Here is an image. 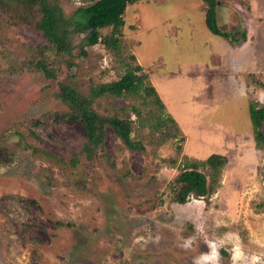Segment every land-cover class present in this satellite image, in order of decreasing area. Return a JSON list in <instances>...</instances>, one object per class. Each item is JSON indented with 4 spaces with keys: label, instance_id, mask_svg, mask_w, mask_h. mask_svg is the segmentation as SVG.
I'll use <instances>...</instances> for the list:
<instances>
[{
    "label": "rangeland",
    "instance_id": "rangeland-1",
    "mask_svg": "<svg viewBox=\"0 0 264 264\" xmlns=\"http://www.w3.org/2000/svg\"><path fill=\"white\" fill-rule=\"evenodd\" d=\"M221 1L219 25L240 45L208 28L205 0H137L123 16L121 51L75 46L72 66L63 56L46 61L53 78L34 64L41 32L0 21V264H264V150L249 113L250 102L264 106V0ZM60 4L72 16L84 3ZM74 35L77 45L87 31ZM137 64L179 123L177 137L134 152L107 126L111 161L84 163L86 129L59 114L69 107L54 88L68 83L91 97V85ZM44 113L56 116L31 134L30 120ZM188 142L228 162L215 193L180 203Z\"/></svg>",
    "mask_w": 264,
    "mask_h": 264
},
{
    "label": "trees",
    "instance_id": "trees-1",
    "mask_svg": "<svg viewBox=\"0 0 264 264\" xmlns=\"http://www.w3.org/2000/svg\"><path fill=\"white\" fill-rule=\"evenodd\" d=\"M79 1L84 4L77 7L72 16H68L60 0H0L2 24L11 27L27 23L41 32L43 44L37 43L36 47V53L41 59L36 63L32 62L50 78L55 77V72L47 62L57 55L63 56V60L72 66L75 64L73 53L75 46L84 49L87 45L101 42L112 53L121 51V28L125 25L123 16L128 5L137 0ZM205 3L207 4L205 21L208 28L227 38L232 36L233 40L240 44L239 38L223 30L219 25L217 9H222L219 7L224 5L218 6V0H205ZM221 3L223 4L222 1ZM231 9L234 11L233 8ZM75 16L79 19H75ZM105 27L112 28L109 34H90L91 31ZM86 31L87 35L82 38L80 44L75 45L74 34ZM83 52L87 54L85 50ZM139 71H143L141 64L128 68L116 81L91 85V97L68 83L60 82L58 87L54 88L52 96L62 100L69 107L68 111L59 114L65 118L81 119L86 129L84 163L91 159L92 162L88 164L92 166L100 158L106 163L111 161L105 146L107 126L113 128L126 149L134 152L146 151L145 140L150 143L154 140L158 141L163 134L171 138L177 137L176 130H179L177 120L167 112L166 104L156 87L151 83L147 84L148 75L144 72L138 74ZM113 96L122 99L132 97L135 103H129L128 106L118 109L105 106L103 100ZM150 97L153 98L149 99ZM249 113L251 131L256 142L255 148L264 150V106H260L257 101L250 102ZM132 115H135V119H132ZM55 116L56 114L53 113H44L39 118L30 120L29 132L37 134L39 129L47 131L50 118ZM146 128L149 129L148 132L145 131ZM56 159L61 161L59 158ZM227 162L228 156L223 153H212L204 159L188 157V162L184 163V171L179 174L181 184L176 191L177 194L174 195L176 200L185 203L191 197L205 198L215 193L221 186V173ZM71 163L77 166L75 164L78 161L73 158ZM201 169L206 171L203 172L204 170ZM221 252L225 253L223 249Z\"/></svg>",
    "mask_w": 264,
    "mask_h": 264
},
{
    "label": "crops",
    "instance_id": "crops-1",
    "mask_svg": "<svg viewBox=\"0 0 264 264\" xmlns=\"http://www.w3.org/2000/svg\"><path fill=\"white\" fill-rule=\"evenodd\" d=\"M187 145H188L187 146L188 148H184V152H186L187 154L191 155L193 158H201V159H204V158L208 157L210 154L213 153L212 151L211 152L200 151V149H198V146L197 145L194 144V145L191 146L189 144V142L187 143Z\"/></svg>",
    "mask_w": 264,
    "mask_h": 264
}]
</instances>
